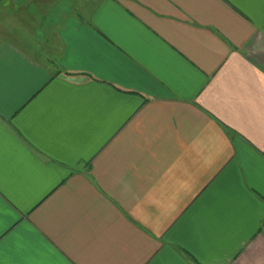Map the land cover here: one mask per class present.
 <instances>
[{
    "label": "crops",
    "instance_id": "obj_1",
    "mask_svg": "<svg viewBox=\"0 0 264 264\" xmlns=\"http://www.w3.org/2000/svg\"><path fill=\"white\" fill-rule=\"evenodd\" d=\"M0 264H264V0H0Z\"/></svg>",
    "mask_w": 264,
    "mask_h": 264
}]
</instances>
